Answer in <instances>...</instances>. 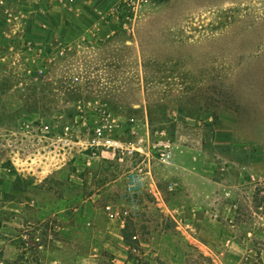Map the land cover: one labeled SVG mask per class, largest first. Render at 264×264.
<instances>
[{
    "label": "rangeland",
    "instance_id": "rangeland-1",
    "mask_svg": "<svg viewBox=\"0 0 264 264\" xmlns=\"http://www.w3.org/2000/svg\"><path fill=\"white\" fill-rule=\"evenodd\" d=\"M108 26L45 78L0 39V264H264V0Z\"/></svg>",
    "mask_w": 264,
    "mask_h": 264
},
{
    "label": "crops",
    "instance_id": "crops-1",
    "mask_svg": "<svg viewBox=\"0 0 264 264\" xmlns=\"http://www.w3.org/2000/svg\"><path fill=\"white\" fill-rule=\"evenodd\" d=\"M117 0H0V22L4 29L0 39L23 46L14 53L31 60L30 70H38L45 78L56 69L59 58L74 57L79 52L110 43L111 28L104 23L103 14ZM21 6V7H18ZM19 31L18 40L16 33ZM100 43V44H98ZM104 45V46H103ZM63 54H60V52ZM8 56V55H7ZM108 67L96 69L105 72Z\"/></svg>",
    "mask_w": 264,
    "mask_h": 264
},
{
    "label": "built area",
    "instance_id": "built-area-1",
    "mask_svg": "<svg viewBox=\"0 0 264 264\" xmlns=\"http://www.w3.org/2000/svg\"><path fill=\"white\" fill-rule=\"evenodd\" d=\"M157 0H117V2L107 11L103 14V20L106 25L111 23L114 19H122L124 21H131L138 13V11ZM60 54H63L61 51ZM49 125H45L43 127V130L46 132H49ZM99 134H101V131L99 130ZM108 143L115 147L118 146L115 141L109 140ZM142 180V178H140ZM263 187H264V181H263ZM264 193V191H263ZM125 214H127V210L124 211Z\"/></svg>",
    "mask_w": 264,
    "mask_h": 264
},
{
    "label": "trees",
    "instance_id": "trees-1",
    "mask_svg": "<svg viewBox=\"0 0 264 264\" xmlns=\"http://www.w3.org/2000/svg\"><path fill=\"white\" fill-rule=\"evenodd\" d=\"M46 234H48V232H46Z\"/></svg>",
    "mask_w": 264,
    "mask_h": 264
}]
</instances>
